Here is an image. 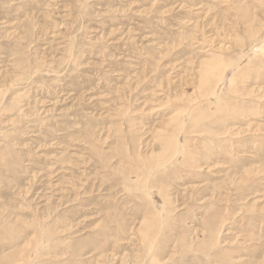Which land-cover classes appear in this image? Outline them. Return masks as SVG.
Returning a JSON list of instances; mask_svg holds the SVG:
<instances>
[{
	"label": "rangeland",
	"instance_id": "obj_1",
	"mask_svg": "<svg viewBox=\"0 0 264 264\" xmlns=\"http://www.w3.org/2000/svg\"><path fill=\"white\" fill-rule=\"evenodd\" d=\"M0 264H264V0H0Z\"/></svg>",
	"mask_w": 264,
	"mask_h": 264
}]
</instances>
